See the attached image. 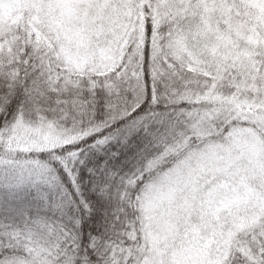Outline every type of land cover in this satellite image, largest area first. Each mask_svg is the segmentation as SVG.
Instances as JSON below:
<instances>
[{
    "label": "snow or ice",
    "instance_id": "1",
    "mask_svg": "<svg viewBox=\"0 0 264 264\" xmlns=\"http://www.w3.org/2000/svg\"><path fill=\"white\" fill-rule=\"evenodd\" d=\"M0 264H264V0H0Z\"/></svg>",
    "mask_w": 264,
    "mask_h": 264
}]
</instances>
